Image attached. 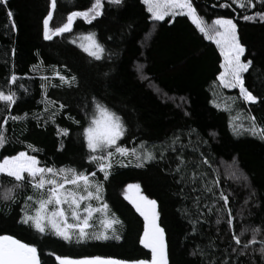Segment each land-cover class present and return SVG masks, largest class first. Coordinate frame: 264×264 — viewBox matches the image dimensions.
<instances>
[{
  "label": "trees",
  "instance_id": "1",
  "mask_svg": "<svg viewBox=\"0 0 264 264\" xmlns=\"http://www.w3.org/2000/svg\"><path fill=\"white\" fill-rule=\"evenodd\" d=\"M94 2L57 0L50 27L62 26L71 12L86 11ZM192 3L205 24L217 18L237 24L246 49L243 60H252L244 74L245 87L257 96L256 103L243 101L238 89L220 85V50L188 16L153 21L142 0H122L120 5L103 0L102 15L91 23L77 18L71 32L45 40L43 20L51 0H8L12 19L0 5V90H11L17 97L10 109L0 103V126L6 128L9 139L0 149V158L32 145L45 166L99 173L104 200L121 221L116 225L120 240L69 244L19 223L24 198L33 192L28 186L17 190V203L0 202V234L35 245L41 264H58L56 255L150 259V251L139 243L143 217L125 199L128 184H140L143 194L157 201L169 264H264L258 250L250 247L241 255V246L233 240L235 232L246 242L253 228L261 230L256 239H264V141L233 131L239 124L248 128L250 116L264 127V21L243 19L264 12V4L253 0L255 7L240 8L234 0ZM12 20L15 30L10 27ZM89 35L104 46L103 59L95 60L80 46ZM38 65L58 68L69 79L75 76L76 82L69 86L59 78L45 81L34 71ZM13 73L18 77L15 84L10 80ZM45 99L64 106L54 122L37 118ZM97 101L123 118L126 131L120 146H142L156 158L143 167L115 166L104 180L99 166L89 162L83 136ZM9 114L26 118L9 119L4 125ZM65 128L67 137L58 134V129ZM204 159L208 164L202 163ZM230 164L240 173L236 177L226 173ZM216 179L219 183L214 185ZM12 183L0 175V185L11 187ZM221 191L229 197L232 225L220 210L224 207ZM2 193L0 187V197Z\"/></svg>",
  "mask_w": 264,
  "mask_h": 264
},
{
  "label": "snow or ice",
  "instance_id": "2",
  "mask_svg": "<svg viewBox=\"0 0 264 264\" xmlns=\"http://www.w3.org/2000/svg\"><path fill=\"white\" fill-rule=\"evenodd\" d=\"M110 4L120 5L122 0H108ZM146 10L151 14L153 21H164L167 16H188L209 40H214L219 47L220 54L223 57V63L218 80L223 88L238 89L240 98L247 103H256L257 96L245 87L244 74L252 66V60H243L246 49L240 43L237 34V24L233 19L218 18L212 22L210 28L205 27L204 20L198 16L192 0H142ZM240 8L255 7L253 0H234ZM264 4V0H261ZM8 0H0L6 10V16L12 19L14 14L7 8ZM221 7H230L229 4H223ZM57 8V0H51V11L48 12L43 20V36L45 40H52L54 36H61L66 32H71L73 23L77 18H83L91 23L92 20L102 15L103 0H95L93 5L86 11H73L67 16V22L60 27H50V21L53 19V12ZM244 20L264 21V12H256L254 15H244ZM11 29L15 30L14 20L11 23ZM212 34H209V33ZM88 46L81 45L83 50L95 60L104 58L105 48L98 43L93 35H89ZM59 75V73H57ZM47 81L48 77H42ZM63 84L71 86L76 82V77L70 79L59 75ZM10 80L15 84L18 77L13 73ZM43 86V85H42ZM16 93L9 90L7 93L0 90V103H3L10 109L16 103ZM61 109L63 105L59 106ZM95 111L91 116L88 126L83 129V136L86 140V146L89 151V162L99 166V171L103 173L104 180L111 175L113 168V157L119 155L126 157L130 154L135 155V149H128L120 146L118 141L124 136L126 128L123 118L107 105L97 101L95 102ZM87 116V113L85 114ZM55 114H53V117ZM26 118L12 116L9 114L4 120L7 125L8 120L12 121ZM250 126L245 128L243 124L234 126L233 131L237 136L244 133L257 137L264 141V127L257 125L255 117H249ZM79 123V121H75ZM6 128L0 126V149L9 143L6 136ZM58 134L67 137L68 129H58ZM178 139V138H177ZM33 151H39L28 145ZM100 153V155H97ZM153 152H144L136 155L139 161L137 167H143L146 162L154 160ZM121 167L123 163L117 161ZM208 164L207 159L202 161ZM180 171V168H177ZM0 175L10 178L13 183L11 187H3L0 202L5 205L17 203V190H23L25 186L31 188L33 195L24 198L23 207L20 211L23 215L19 223L34 228L38 233L45 234L51 232L69 244H84L90 240L107 241L120 240L121 236L116 232V225L121 224L118 218L108 219L110 211L108 203L103 198L104 186L102 182L95 179L96 172L78 171L75 168L63 167L57 169L55 166H41V161L36 155H29L27 151H19L15 155L3 156L0 158ZM219 180L213 181L218 184ZM208 191H213L208 188ZM125 199L135 207V210L143 217V234L139 238V243L144 249L150 251V259H121L111 256H81L73 257L69 255H56L55 260L58 264H169L168 245L166 241L165 229L160 224V212L158 203L155 199H150L144 195L140 184H128L125 189ZM219 199L223 202L224 211L227 216V224L232 225L234 217L232 209L227 207L229 197L223 193L219 194ZM93 201L96 206H93ZM83 205V207H82ZM49 206H52L49 210ZM95 213H104L105 219L102 221L104 230L101 232L92 231V220ZM71 219V223L69 220ZM244 231H249L245 229ZM252 236L246 242L241 241V236L233 232V240L240 247V254L244 255L251 247L253 252L259 251L261 260L264 261V239L257 240L256 237L261 233L259 228L250 229ZM111 232V235H109ZM259 244V249L252 246ZM235 252L236 249L233 248ZM196 254V253H193ZM0 264H41L38 248L29 243L17 239L13 235L0 234ZM228 264V261H224Z\"/></svg>",
  "mask_w": 264,
  "mask_h": 264
},
{
  "label": "rangeland",
  "instance_id": "3",
  "mask_svg": "<svg viewBox=\"0 0 264 264\" xmlns=\"http://www.w3.org/2000/svg\"><path fill=\"white\" fill-rule=\"evenodd\" d=\"M167 17H170V18H173L171 16H167ZM166 17V18H167ZM190 18V17H189ZM191 19V18H190ZM218 19V18H217ZM192 20V19H191ZM216 20V19H215ZM212 25L211 24H205V27L207 28H210ZM209 34H212L211 32ZM238 34V33H237ZM88 36H86V38H84L81 42H80V46L81 45H84L85 47L89 45L90 41L87 39ZM214 41V40H213ZM219 48V47H218ZM243 59V57H242ZM222 63H223V57H222ZM34 71L36 73H40L42 75V77H48V78H59V75H62L61 72L58 70V68H54V67H50V68H46L42 65H38L34 68ZM223 71V69H222ZM57 73H59V75H57ZM228 89V88H227ZM44 109L42 112L40 113H37V118L41 121H44V122H54L55 121V118L56 116L61 112V108L60 107H57L55 106L54 103L48 101V100H44ZM53 114H55V116L53 117ZM35 148V147H33ZM37 149V148H35ZM128 149H135L136 150V154L135 155H128L126 157H121L119 155H116L113 157V167L115 166H120L119 163H117V161H120L121 163H123L124 165H137V163H139V161L136 159V155H139L141 153H144V152H148L146 149H144L142 146H139L137 148H128ZM27 152L29 153V155H35L36 152L38 151H33L32 149L28 148ZM97 155H100V153H97ZM38 159V157H37ZM39 160V159H38ZM41 166H45L41 163ZM59 169V168H57ZM226 173L231 175L232 177H236V175H239V171L238 169L236 168L235 165H228L226 168ZM98 172L99 171V167H98ZM102 173V172H101ZM103 174V173H102ZM95 179L99 182H102L100 179H99V173H96V177ZM103 198H104V192H103ZM93 206L95 207L96 206V202L93 201ZM83 207V205H82ZM52 206H49V210H51ZM114 216L110 213H108L107 215V218L108 219H111L113 218ZM105 214L104 213H95L94 214V217H93V220H92V224H93V229L92 231H95V232H101L104 230V227H103V224H102V221L105 219ZM69 222L71 223V219L69 220ZM116 227V226H115ZM116 232H117V228H116ZM51 233V232H49ZM52 234V233H51ZM118 234V232H117ZM54 235V234H53ZM109 235H111V232H109ZM119 235V234H118Z\"/></svg>",
  "mask_w": 264,
  "mask_h": 264
},
{
  "label": "water",
  "instance_id": "4",
  "mask_svg": "<svg viewBox=\"0 0 264 264\" xmlns=\"http://www.w3.org/2000/svg\"><path fill=\"white\" fill-rule=\"evenodd\" d=\"M51 11V10H50Z\"/></svg>",
  "mask_w": 264,
  "mask_h": 264
}]
</instances>
